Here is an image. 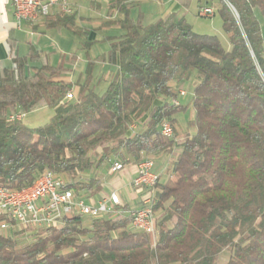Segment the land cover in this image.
Returning a JSON list of instances; mask_svg holds the SVG:
<instances>
[{
	"label": "trees",
	"instance_id": "obj_1",
	"mask_svg": "<svg viewBox=\"0 0 264 264\" xmlns=\"http://www.w3.org/2000/svg\"><path fill=\"white\" fill-rule=\"evenodd\" d=\"M219 1L227 48L177 12L143 25L130 2L109 1L105 25L124 33L109 39L105 59L117 70L100 93L88 73L77 97L64 100L65 69L32 66L37 50L0 65V187L21 189L50 171L88 198L101 190L88 171L111 159L168 162L163 173L154 168V237L131 230L129 216L71 214L54 228L0 231V264H264V0ZM44 19L48 29L75 30L70 14ZM192 75L194 131L180 137L185 106L172 102ZM41 107L53 110L44 125L9 119ZM163 122L172 137L161 135Z\"/></svg>",
	"mask_w": 264,
	"mask_h": 264
},
{
	"label": "rangeland",
	"instance_id": "obj_2",
	"mask_svg": "<svg viewBox=\"0 0 264 264\" xmlns=\"http://www.w3.org/2000/svg\"><path fill=\"white\" fill-rule=\"evenodd\" d=\"M66 1L72 10L70 16L74 21L75 30L50 29L45 31L42 36L37 33L31 39V43H34V48L37 46V49L42 51H40V62L51 66L61 65L65 69L60 74L59 79L72 83V89L64 99L70 101L77 97L78 87L76 86V82H83L88 73L92 76L95 91L98 93L103 92L106 81L117 70L116 65L110 64L105 59L109 50V39L113 36L118 37L122 35L124 30L117 25H105L110 20L108 17V3L111 0ZM127 1L131 4L129 15L134 21L139 20L143 25L151 24L159 18L166 17L175 9H179L178 16L184 17L196 33L215 35L223 47H228V37L222 28V20L218 12L220 8L219 0ZM199 7L202 9L211 7L214 10V15L209 18L200 17L197 14ZM120 17V14L115 12L112 19ZM258 18L264 41V19L259 15ZM29 61L32 62L33 60ZM33 62L36 63V61ZM194 84L195 76L192 75L182 84V89L186 92V96L178 98L180 105L185 106V109L176 116V129L180 137L185 132L192 133L194 131V128L189 124L194 116L192 106L189 104ZM68 95H71L70 100H68ZM32 113L33 111H30L25 114L28 116V114ZM29 118L31 117L28 116L23 121L28 127H37L48 122L47 120L32 124V122H29ZM150 159L155 160L154 157H150ZM112 163L113 160L111 159V161L104 163L98 170L94 168L88 171V174H92L93 177L100 179L104 185V189H102L104 193H109L115 187L116 184H113V182L120 174L110 172L109 169ZM120 193L122 194V190H120ZM84 219L89 220L86 217ZM131 230L134 231L132 228ZM226 260L227 254L224 253L220 257V263H224Z\"/></svg>",
	"mask_w": 264,
	"mask_h": 264
},
{
	"label": "built area",
	"instance_id": "obj_3",
	"mask_svg": "<svg viewBox=\"0 0 264 264\" xmlns=\"http://www.w3.org/2000/svg\"><path fill=\"white\" fill-rule=\"evenodd\" d=\"M13 13L16 22L36 23L52 13L71 14L72 10L66 0H12ZM200 17L209 18L214 15L212 8L198 11ZM186 96V92L178 89V98ZM68 100L71 95H68ZM178 98L173 104L178 105ZM20 112L9 115L11 121L21 120ZM135 130V126H131ZM162 136L170 138L173 135L172 126L163 122L160 126ZM124 165L118 161L110 167L111 173L123 170ZM136 172L131 180L135 190L146 191V196L137 208H124L119 195L110 192L95 203L88 198L76 196L65 182L50 171L41 173L35 181L24 188L12 190L0 187V231H15L18 229L54 228L61 225L65 216L79 214L90 220L102 217L114 219L123 216L130 217V227L144 232L152 237L156 234L155 214L151 204L159 174L155 172L154 161L145 159L135 164Z\"/></svg>",
	"mask_w": 264,
	"mask_h": 264
},
{
	"label": "crops",
	"instance_id": "obj_4",
	"mask_svg": "<svg viewBox=\"0 0 264 264\" xmlns=\"http://www.w3.org/2000/svg\"><path fill=\"white\" fill-rule=\"evenodd\" d=\"M200 9L202 8L199 7L198 11ZM173 12L178 13L179 9H175ZM54 14L57 13L55 12L51 15ZM44 22L45 19H41L36 23L21 22L18 24L14 17L12 0H0V65L4 67L10 66L13 57H27L32 50L41 51L37 49V46L34 48L35 45L31 43V39H33L37 33L42 36L45 31L50 30L46 28ZM42 64L44 63L37 60L36 63H32V66H40ZM13 112H19V110L16 109ZM28 116L31 117L29 118V122H32V124L41 123L49 120L53 116V110L48 107H41L33 111L32 114H28ZM28 116L23 114L21 121L23 122ZM154 161L155 169L160 173H163L168 167V162L162 156L155 158ZM135 172V163L124 165L123 170L118 172L120 173L119 177L113 182V184H116L115 187L110 191L116 192L122 204L127 205L130 209L137 208L141 200L146 196V191L135 190L130 184ZM102 189H104V185L101 182V190L88 197V199L92 203H95L101 197L107 195L108 193H104ZM120 190H122L123 195L120 193Z\"/></svg>",
	"mask_w": 264,
	"mask_h": 264
},
{
	"label": "water",
	"instance_id": "obj_5",
	"mask_svg": "<svg viewBox=\"0 0 264 264\" xmlns=\"http://www.w3.org/2000/svg\"><path fill=\"white\" fill-rule=\"evenodd\" d=\"M230 8H231L233 14L237 17V14H236L235 10L232 7H230Z\"/></svg>",
	"mask_w": 264,
	"mask_h": 264
}]
</instances>
